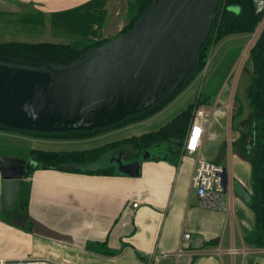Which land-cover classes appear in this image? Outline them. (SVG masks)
Returning <instances> with one entry per match:
<instances>
[{
    "label": "crops",
    "instance_id": "1",
    "mask_svg": "<svg viewBox=\"0 0 264 264\" xmlns=\"http://www.w3.org/2000/svg\"><path fill=\"white\" fill-rule=\"evenodd\" d=\"M85 1L0 0V7L8 9L9 3H26L41 14H50ZM260 30L255 31L242 53L241 64L248 66V49ZM209 60L200 72L213 64L214 60ZM224 61L222 57L213 65L206 81L220 85L218 94L213 98L198 96L192 103L204 100L197 108L202 111L206 102L211 101L210 107H214L207 115L197 153L186 154L182 145L176 150L166 142L151 149L155 157L139 161L138 174L133 177L33 169L30 177H23L20 182L28 184L23 207L30 230L15 226L10 218L13 224L0 221V264H264V235L260 241L254 238L255 220L246 207L250 168L231 151L237 134L231 131L234 138L222 139L208 126L210 115L223 109L230 132L228 115L235 84H227L230 68L224 67L227 71L222 78L218 72ZM221 145L225 148L217 165L226 170L224 199L217 209L200 207L190 185L194 163L201 160L214 164ZM108 160L107 165L112 166ZM236 160L239 168H235ZM235 185L242 187V196L235 192ZM134 203L137 207L132 209ZM2 211L0 191V214ZM184 232L191 239L199 238L202 245L193 248L187 243L176 258ZM86 242L99 243L101 249L111 253L89 250Z\"/></svg>",
    "mask_w": 264,
    "mask_h": 264
},
{
    "label": "water",
    "instance_id": "2",
    "mask_svg": "<svg viewBox=\"0 0 264 264\" xmlns=\"http://www.w3.org/2000/svg\"><path fill=\"white\" fill-rule=\"evenodd\" d=\"M219 3L151 0L129 31L84 51L67 65L23 66L0 59V126L28 133H81L148 110L181 89L194 72ZM252 142L249 132L247 146ZM159 145L133 160L116 153L108 160L114 175L136 176L139 161L155 157L151 149ZM33 166L27 162L28 169ZM26 174L25 160L0 156L4 211L25 205L19 189ZM218 176L224 194L225 168Z\"/></svg>",
    "mask_w": 264,
    "mask_h": 264
},
{
    "label": "trees",
    "instance_id": "3",
    "mask_svg": "<svg viewBox=\"0 0 264 264\" xmlns=\"http://www.w3.org/2000/svg\"><path fill=\"white\" fill-rule=\"evenodd\" d=\"M151 0H143L135 7V13L130 16L128 24L119 33V35L129 31L136 19L150 5ZM105 0H87L78 4L74 8L52 12L49 14V22L54 26L58 23L65 26L72 32L93 36L103 24ZM229 4H239L243 11L239 16L226 12ZM261 14H254L251 1L249 0H220L217 10L212 16V24L209 36L205 44L199 49L194 72L183 83L181 89L168 94L162 100L148 108V110L139 112L130 117L122 119L114 125L91 131L65 132V133H28L18 132L27 136H35L44 139H71L82 140L99 136L102 133L116 129L119 126H128L134 123L146 121L149 117L155 115L165 108L187 84L199 73L207 57L206 48L213 46L220 41L234 35H251L255 28L262 21ZM118 36V35H117ZM116 37V36H115ZM114 38V37H113ZM112 40V39H111ZM110 40L96 42L94 45H84L80 48L69 44L58 43H30L6 42L0 43V59L8 62H14L23 66L42 67L49 65H67L76 61L81 54L90 49L96 48ZM246 64L250 67L247 86L244 89V99L247 103V113L244 119H241L242 108L238 106L230 118V130L237 134V138L232 142L233 146L241 147L245 152V157H241L250 168V195L246 204L247 209L252 213L255 220V239L261 240L264 235V25L258 33L253 43L248 49ZM235 96L233 97V100ZM204 100H196L186 109L171 118L165 125L155 131L132 136L131 138L122 139L116 142L106 143L99 147L83 151H42L31 150L28 153L30 160L34 161L33 169L57 170L64 172L86 173L93 175L108 174L114 175L115 171L112 166L107 165L108 158H114L116 153L128 156L129 160L137 158L139 153L148 150L150 147L170 143L175 149L181 146L184 133L189 123L191 113L202 105ZM0 130H7L0 126ZM9 131V130H8ZM249 132L253 134V142L249 147L246 139ZM177 145L179 147L177 148ZM224 146L218 149V156L214 164H218L223 157ZM133 152H136L134 156ZM127 160V159H125ZM33 169L27 168V174L24 178L30 177ZM27 183H20V197L26 201L28 194ZM24 196V197H22ZM15 212V213H14ZM11 216V217H10ZM20 225L22 229L30 230V222L26 221V208L16 207L14 210L2 211L0 221L13 224L8 219ZM96 245V247H95ZM85 247L89 250L110 254L111 251L102 247L99 243L86 242ZM101 249V250H100Z\"/></svg>",
    "mask_w": 264,
    "mask_h": 264
},
{
    "label": "rangeland",
    "instance_id": "4",
    "mask_svg": "<svg viewBox=\"0 0 264 264\" xmlns=\"http://www.w3.org/2000/svg\"><path fill=\"white\" fill-rule=\"evenodd\" d=\"M141 1L143 0H105L103 24L99 30L97 29V32L93 36L72 32L65 26L60 25L61 23L53 26L49 22V13L41 14L40 11H35L36 8L27 6L28 4L26 3H15L14 6L11 3H9L10 5L4 4L9 5V7L8 9H2L0 7V43L13 41L25 44L50 42L58 44L64 43L80 48L84 45H94L96 42H101L103 40H111L113 37L119 35L128 24L130 16L135 13V7L138 6ZM262 17V21L251 35L230 36L213 46H208L206 48L207 57L205 63L209 59L210 62L214 61L213 64L208 67V70L206 68L207 73L206 71L197 73L194 80L192 79L193 81L191 80L160 114L150 117L144 122L132 124V126L128 125L130 127L127 129H119L121 128V126H119L114 130L108 131V133L105 132L104 135H100L99 137L96 136L82 140L44 139L35 136H27L18 132L0 130V156L18 157L27 162L30 161L34 163L28 156L29 151L34 149L63 152L83 151L99 147L106 143L149 133V131H155L165 125L172 117L180 113L181 110L186 109V107L192 104L194 99L198 96L199 98L203 96L213 98L214 94H218L217 92H219L220 85L212 83V81H208L206 84V81L208 80V74L213 65L222 57H224L226 61H224L218 72L222 78L226 75L224 72L227 71L224 70V67L230 68V73L226 78L228 82H226L230 84V86L232 83L235 84L233 91L235 99L232 100L233 102L228 118L235 112L239 103L242 108L240 117L244 119L247 113L244 89L247 86L250 67L246 66L244 62L241 64V55L245 52L255 31L260 30L264 24V14ZM206 103V106L202 107V109L208 118L207 115L211 111L213 112L214 107H210L211 101ZM196 110L198 109L196 108ZM220 111L221 112L210 115L208 126L216 137L222 136V139H232L235 134H233L231 130L228 132V128L226 127V111L223 109ZM247 140L248 139H246V142ZM231 151L237 156L241 155L245 157V152L241 147L238 148L237 146H233ZM238 164L239 161L236 160L234 163L235 168L238 167ZM237 191L238 196H242L241 186L235 185V192ZM223 199L224 195L222 194L221 201H223Z\"/></svg>",
    "mask_w": 264,
    "mask_h": 264
},
{
    "label": "built area",
    "instance_id": "5",
    "mask_svg": "<svg viewBox=\"0 0 264 264\" xmlns=\"http://www.w3.org/2000/svg\"><path fill=\"white\" fill-rule=\"evenodd\" d=\"M251 1L254 14H261L264 11V0H249ZM187 129L182 141V152L192 155L197 153L201 144L204 126L207 117L201 109L194 110L190 117ZM221 166L211 162L196 160L193 166V171L190 177V185L194 190V196L198 205L205 208L217 209L221 205V185L219 184L218 173ZM137 204L131 206L136 208ZM264 229V228H263ZM190 244L193 248H199L202 241L199 238L191 239L188 232L181 233L179 244L176 248L175 257L182 254L183 247Z\"/></svg>",
    "mask_w": 264,
    "mask_h": 264
},
{
    "label": "clouds",
    "instance_id": "6",
    "mask_svg": "<svg viewBox=\"0 0 264 264\" xmlns=\"http://www.w3.org/2000/svg\"><path fill=\"white\" fill-rule=\"evenodd\" d=\"M225 10L226 12L236 16H239L243 11L242 7L239 4H229L227 5Z\"/></svg>",
    "mask_w": 264,
    "mask_h": 264
},
{
    "label": "flooded vegetation",
    "instance_id": "7",
    "mask_svg": "<svg viewBox=\"0 0 264 264\" xmlns=\"http://www.w3.org/2000/svg\"><path fill=\"white\" fill-rule=\"evenodd\" d=\"M25 170H26V172H27V161H25ZM26 176V175H25ZM24 176V177H25Z\"/></svg>",
    "mask_w": 264,
    "mask_h": 264
}]
</instances>
